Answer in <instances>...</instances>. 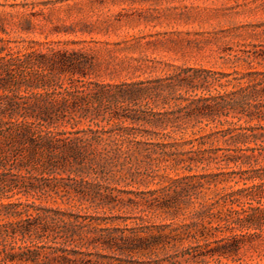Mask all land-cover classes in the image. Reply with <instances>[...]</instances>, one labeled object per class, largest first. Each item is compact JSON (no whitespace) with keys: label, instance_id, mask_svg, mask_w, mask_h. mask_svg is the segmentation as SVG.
<instances>
[{"label":"rangeland","instance_id":"obj_1","mask_svg":"<svg viewBox=\"0 0 264 264\" xmlns=\"http://www.w3.org/2000/svg\"><path fill=\"white\" fill-rule=\"evenodd\" d=\"M0 27L6 32H0V38L18 46L35 41L42 50L50 46L87 53L94 63L90 80L101 84L151 86L155 80L166 82L184 67L264 71V0H0ZM182 95L180 91L167 97L141 96L119 111L139 117L122 126L131 128L140 151L113 159L96 174L89 172L86 179L98 183L95 190L107 198L81 199L59 192L29 199L86 218L83 223L91 236L114 238L116 244L110 247L97 243L81 249L91 253L92 261L264 264V239L248 235L224 239L230 235L224 228L207 232L206 241L200 237L199 231L216 227V221L207 224V218L195 213L241 182H211L192 196H183L176 188L180 182H191L183 179L186 176L203 175V183L213 181V175L223 179L226 175L219 173L237 170L221 161L227 153L219 136L208 138L226 125L181 119L184 102L178 98ZM175 116L181 118L173 121ZM154 118L164 124L151 125ZM215 149L221 150L213 153ZM127 238L129 248L123 243ZM230 242H236L237 248L217 252Z\"/></svg>","mask_w":264,"mask_h":264},{"label":"trees","instance_id":"obj_2","mask_svg":"<svg viewBox=\"0 0 264 264\" xmlns=\"http://www.w3.org/2000/svg\"><path fill=\"white\" fill-rule=\"evenodd\" d=\"M0 32L6 34L1 27ZM36 45L29 41L18 46L0 38V264H98L81 249L97 243L110 247L116 244L114 238L91 236L83 223L86 218L29 199L59 192L81 199L107 198L95 190L98 183L86 179L89 172L96 174L113 159L140 151L131 128L122 126L139 117L119 111L141 96L167 97L180 91L185 111L173 121L226 125L208 138L219 136L227 153L221 161L237 170L203 183V175L186 176L183 179L191 182H177L176 188L192 196L211 182H241L195 213L207 218V224L216 221V227H203L200 237L206 241L207 232L224 228L230 234L224 239H264V71L184 67L151 86L101 84L90 80L94 63L87 53ZM84 122L85 128H76ZM149 123L164 124L157 118ZM220 205L223 209H216ZM128 239L123 240L127 248L132 246ZM237 246L230 242L217 252L226 254Z\"/></svg>","mask_w":264,"mask_h":264}]
</instances>
